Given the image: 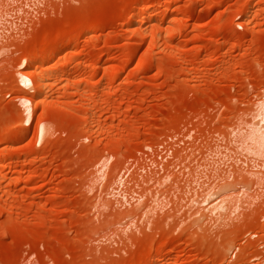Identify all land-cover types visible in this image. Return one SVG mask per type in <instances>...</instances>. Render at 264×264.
I'll return each instance as SVG.
<instances>
[{
  "label": "rangeland",
  "instance_id": "obj_1",
  "mask_svg": "<svg viewBox=\"0 0 264 264\" xmlns=\"http://www.w3.org/2000/svg\"><path fill=\"white\" fill-rule=\"evenodd\" d=\"M263 133L264 0H0V264H264Z\"/></svg>",
  "mask_w": 264,
  "mask_h": 264
},
{
  "label": "bare ground",
  "instance_id": "obj_2",
  "mask_svg": "<svg viewBox=\"0 0 264 264\" xmlns=\"http://www.w3.org/2000/svg\"><path fill=\"white\" fill-rule=\"evenodd\" d=\"M93 27H94V26H90L89 28H90V29H93ZM39 61H41V60H39ZM36 62H38V61H36ZM40 63H41V62H40ZM29 64H30V63H29ZM36 64H37V63H36ZM27 65H28V64H27ZM32 65L34 66L35 64L33 63V64H31V66H32ZM37 65H38V64H37ZM28 66H30V65H28ZM21 75H22V74H21ZM22 76H23V75H22ZM24 76H25V75H24ZM25 77H26V76H25ZM31 81H32V80H31ZM39 82H40V80H38L37 83L39 84ZM41 83H42V81L40 82V84H41ZM40 84H39V85H40ZM40 86H42V85H40ZM37 87H38V89L40 88L39 86H37ZM43 87H44V85H43ZM43 87H41V88H43ZM41 90H42V89H41ZM41 90L39 89V92H40ZM41 92H42V91H41ZM27 105H28V104H27ZM27 105H25L26 108H25V107H24V108H25V111H26L27 116H28L29 113H30V108H31V107H29V106H27ZM31 106H32V105H31ZM259 117H260V116H259ZM259 128H260V127H259ZM261 130H262V129H261ZM259 135H260V134H259ZM39 136H40V138L43 137V128H42V127H41V129H40ZM261 136H262V137H261ZM261 136L258 137V138H259V139L263 138V137H264V133L261 134ZM259 139H258V140H259ZM257 142H258V141H257ZM253 143H254V142H253Z\"/></svg>",
  "mask_w": 264,
  "mask_h": 264
}]
</instances>
